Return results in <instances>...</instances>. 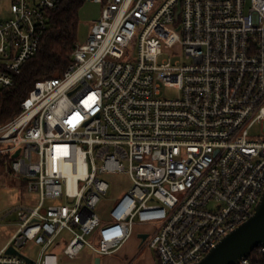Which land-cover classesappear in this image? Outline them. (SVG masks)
Wrapping results in <instances>:
<instances>
[{
	"label": "built area",
	"instance_id": "2783aa9c",
	"mask_svg": "<svg viewBox=\"0 0 264 264\" xmlns=\"http://www.w3.org/2000/svg\"><path fill=\"white\" fill-rule=\"evenodd\" d=\"M10 1L0 91L38 54L62 3ZM89 1L101 16L68 69L38 81L20 114L0 122V154L20 151L12 169L40 195L20 209L0 264H61L83 252L95 264L138 225L150 227L141 245L158 264L199 263L264 194V137H250L264 128V0ZM109 174H128L132 187L103 222L95 209ZM64 232L70 240H59ZM31 242L36 259L22 253ZM254 254L264 258V244L238 264H257Z\"/></svg>",
	"mask_w": 264,
	"mask_h": 264
},
{
	"label": "rangeland",
	"instance_id": "374dc122",
	"mask_svg": "<svg viewBox=\"0 0 264 264\" xmlns=\"http://www.w3.org/2000/svg\"><path fill=\"white\" fill-rule=\"evenodd\" d=\"M10 0H0V15L3 20L11 17ZM102 4L88 1L80 12V24L78 29V43L85 42L92 28L91 23L98 20L102 12ZM184 63H188L184 58H178ZM179 91L168 88L166 95L174 98L179 95ZM263 124L257 123L250 131L252 139L264 137ZM13 158L7 161L5 166L0 169V247L9 241L17 232L20 224L19 211L22 208H34L40 201L39 193H31L26 187V183L13 171ZM103 180L109 186L108 199H102L95 211L99 218L105 222L110 219V211L114 204L132 187V180L128 174H109L104 175ZM48 204H51V202ZM143 229V230H142ZM144 232L146 229L140 228ZM70 240L71 235L64 232L59 240ZM140 238L136 235L134 239L119 252L110 256H101V264H158L155 251L145 248L142 251ZM40 248L34 243L27 244L22 253L34 259L37 258ZM83 252L77 260H65L61 255V264H90L91 259L86 258ZM149 255L153 257L150 258Z\"/></svg>",
	"mask_w": 264,
	"mask_h": 264
},
{
	"label": "trees",
	"instance_id": "16d2710c",
	"mask_svg": "<svg viewBox=\"0 0 264 264\" xmlns=\"http://www.w3.org/2000/svg\"><path fill=\"white\" fill-rule=\"evenodd\" d=\"M89 0H62L60 7L52 12L38 54L24 64L16 76L14 86L0 91V122L5 124L21 112L22 102L29 96L40 80L61 77L72 62L78 43L80 12ZM11 160L9 154H0V169ZM252 259L259 264L264 258Z\"/></svg>",
	"mask_w": 264,
	"mask_h": 264
},
{
	"label": "water",
	"instance_id": "95a60500",
	"mask_svg": "<svg viewBox=\"0 0 264 264\" xmlns=\"http://www.w3.org/2000/svg\"><path fill=\"white\" fill-rule=\"evenodd\" d=\"M179 14L180 5L177 17ZM19 154L20 151L13 155V158H17ZM139 238L144 242L147 235H140ZM262 244H264V194L256 206L254 214L235 231L223 238L196 264H238L242 258L249 257ZM6 253L24 257L13 247L8 248ZM25 260L29 262V259L25 258ZM95 264H101V258H96Z\"/></svg>",
	"mask_w": 264,
	"mask_h": 264
},
{
	"label": "crops",
	"instance_id": "0c3cea01",
	"mask_svg": "<svg viewBox=\"0 0 264 264\" xmlns=\"http://www.w3.org/2000/svg\"><path fill=\"white\" fill-rule=\"evenodd\" d=\"M96 21H97V20H96ZM96 21H94V22H96ZM94 22L91 23L92 26H93V23H94ZM22 181H24V180H22ZM24 182H25V181H24ZM140 228H144V229L148 230L150 227H149V226H141V225L136 226V228H135V232H134L133 236L131 237V239H130V240H129L124 246H126L128 243H130V242L134 239V237H135L136 235H137L138 237H140V235H141V233H142V231H140ZM142 230H143V229H142ZM8 242H9V241L3 243V245L0 247V251L6 247V245L8 244ZM124 246H123V247H124ZM143 250H144V249H142V251H143ZM118 252H119V251H118ZM149 256H150V258L153 257L152 255H149Z\"/></svg>",
	"mask_w": 264,
	"mask_h": 264
},
{
	"label": "snow or ice",
	"instance_id": "6c2138e0",
	"mask_svg": "<svg viewBox=\"0 0 264 264\" xmlns=\"http://www.w3.org/2000/svg\"><path fill=\"white\" fill-rule=\"evenodd\" d=\"M90 99H91V98H90ZM85 105L87 106V101L85 102ZM79 119H81V117L79 116V114H76L75 116L72 117V119H70V120L68 121V123H69V124H73L74 121H77V120H79Z\"/></svg>",
	"mask_w": 264,
	"mask_h": 264
}]
</instances>
